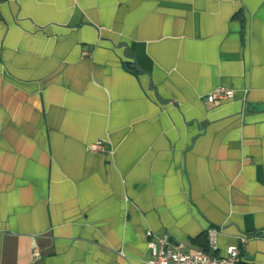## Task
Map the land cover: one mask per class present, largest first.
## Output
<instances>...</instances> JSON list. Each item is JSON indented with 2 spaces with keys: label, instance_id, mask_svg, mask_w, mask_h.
<instances>
[{
  "label": "crops",
  "instance_id": "0c3cea01",
  "mask_svg": "<svg viewBox=\"0 0 264 264\" xmlns=\"http://www.w3.org/2000/svg\"><path fill=\"white\" fill-rule=\"evenodd\" d=\"M148 229L264 264V0H0V264H146Z\"/></svg>",
  "mask_w": 264,
  "mask_h": 264
},
{
  "label": "built area",
  "instance_id": "2783aa9c",
  "mask_svg": "<svg viewBox=\"0 0 264 264\" xmlns=\"http://www.w3.org/2000/svg\"><path fill=\"white\" fill-rule=\"evenodd\" d=\"M234 96V89L229 86H217L205 94V99L210 104H217L224 99ZM88 149L100 151L105 149L102 139L92 141ZM216 228L208 230L209 247L216 250ZM150 256L146 264H237L240 260L241 249L239 243H232L225 247L222 254H215L202 247L184 251L171 244L167 235H157L151 229L146 231ZM240 240H245L246 235H240Z\"/></svg>",
  "mask_w": 264,
  "mask_h": 264
},
{
  "label": "water",
  "instance_id": "95a60500",
  "mask_svg": "<svg viewBox=\"0 0 264 264\" xmlns=\"http://www.w3.org/2000/svg\"><path fill=\"white\" fill-rule=\"evenodd\" d=\"M239 247H240V249H241V243H239Z\"/></svg>",
  "mask_w": 264,
  "mask_h": 264
},
{
  "label": "trees",
  "instance_id": "16d2710c",
  "mask_svg": "<svg viewBox=\"0 0 264 264\" xmlns=\"http://www.w3.org/2000/svg\"><path fill=\"white\" fill-rule=\"evenodd\" d=\"M205 250H207V247H203Z\"/></svg>",
  "mask_w": 264,
  "mask_h": 264
}]
</instances>
